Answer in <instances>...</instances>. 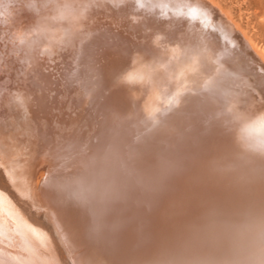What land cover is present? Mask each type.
Here are the masks:
<instances>
[{
	"label": "bare ground",
	"instance_id": "obj_1",
	"mask_svg": "<svg viewBox=\"0 0 264 264\" xmlns=\"http://www.w3.org/2000/svg\"><path fill=\"white\" fill-rule=\"evenodd\" d=\"M2 1L0 0L1 3ZM44 1H47V0H41L40 2H36L35 0H24L23 1L24 7H21V6L19 7V5L15 6V4L13 5L11 4L7 8L2 6L3 4L1 5L0 3V32L2 34H5L4 36L6 37V39L8 37L10 38L12 34L14 36L13 20L15 18L13 17V13L15 11L18 12L17 11L18 9H21L23 11V9H25L26 7L29 9L34 8L36 10L41 7L42 3L44 4L47 3ZM76 1H80V0H71V2H73L74 4L76 3ZM4 2H6V0ZM57 2H61V1L57 0ZM63 2L64 1H62V3ZM172 2L171 4H173ZM178 2H180V0ZM14 3H15V0H14ZM106 3L107 2H105V5ZM109 3L114 5V6H110L113 9L111 8V10L110 9L109 10L111 12V16L114 18L115 21H110L111 20L110 19L106 23L98 24V26H92L93 28L91 29V31L82 35V33L84 32L83 31L81 32V35L79 36L76 35L75 33H71L73 28L71 29V32H59V31L55 32L54 31L52 33L47 32L48 34H45L47 37H49L50 40L54 41L53 43L55 44L54 45L55 48H57L58 50L59 48H64L65 50V51H61V55H57L54 61L52 60L50 61V59L48 60L45 58H41V56H37L39 53L32 55V51L30 52L27 49L26 51L24 49V51L19 53L17 59H19L18 61H20L23 64V66L26 68V71H24L23 74L26 75L27 77H30L31 79H33L32 76L35 75V81L37 82V84L33 85L32 84L33 81L29 82L28 80L30 79L26 80V83H25L26 92L24 94L20 92L24 90L22 88H18L20 90L16 88L12 89L10 87L3 88V90L5 89V92L3 93L4 95L3 94L0 95V127L5 128L6 126H8L5 118L8 117L9 114L14 115L16 109L22 111L23 114H27V115L30 114L31 118L32 117L47 118L50 115H53V113H57V111H59V115L60 114L62 115V113L64 112L62 111V109H64L68 103V102L64 103L63 99L66 98V100H68L67 96L70 93V90H72V87H74V84L76 82L75 81L76 76L78 75V74L76 75V72L79 71V68L82 67V65L89 64V65H92V68H94V70L96 69L98 71L100 70L101 72L100 78L101 79L103 78V82H104L111 78V73L116 67L122 64H125L127 62L128 57L132 54V52L135 50V46L140 41V38L138 37L142 36V32H144V30H147V29L149 30V28H151L149 24L150 23L149 18L147 19L149 22L148 23L146 20H145L146 22H141L140 19H135V17H132L133 13L131 11L132 10L131 6L134 2L131 4V0H109ZM137 3H139V1ZM198 3H200V1ZM7 4L9 3L7 2ZM162 4L163 2L161 3V5ZM203 4L205 3L203 2ZM176 5L173 4L170 7V10L181 8L179 7L180 6L179 4H178L179 6L177 7ZM186 5L187 4H185V7ZM208 5L209 4H207V7ZM164 7H165V4L160 9V5H159L158 10L162 12ZM183 7L184 6H182V9ZM200 7L202 6H199V8ZM199 8L197 7L195 8V6H193V7L188 8L187 12L190 13V9H197V11L202 9V8L200 9ZM137 10H140V9H136V11ZM158 10H156V12ZM53 11L54 10H52V12ZM80 11L82 10L80 9ZM150 11H153V10H150ZM181 11L183 12V10ZM140 13H141V10H140ZM149 13L151 16L152 12H149ZM87 14H85V17ZM170 14H172L171 20L175 19V22L178 23L177 21L179 20L177 17L178 14L177 15L173 14V12L172 13L170 12ZM71 15H73V13ZM145 15L147 14L145 13ZM202 16H205V15H202ZM86 18H88V16ZM186 19L188 18L186 17ZM212 21L214 22V20ZM231 24H229V26L222 24L223 26H221L219 23V25L217 26L214 25L212 27V30L210 33V35L212 36L211 42L214 43L215 47L218 50V55L221 58L219 60L225 61L228 59L233 60V58H238L244 65H246V68L250 69L251 73H253L256 77H258L259 82L264 88V73H262L256 66H254L253 63H250V59H246L244 50L242 49V47L241 48L239 47L238 42L236 41V38H237L236 31L237 30L235 28L237 27L234 26L235 28L233 29V27H230ZM78 26H79V23H78ZM172 27L174 28L175 26H172ZM47 28L48 27H46V29ZM175 28H178V27L176 26ZM42 30H44V28ZM243 34H239L242 38L241 40H244V43L246 44V46L251 48V51L253 50V53L256 54V51L253 49V45L250 44V41H248ZM173 35L175 36V34ZM181 35H184V34H181ZM154 36L156 37V35ZM154 36L153 37L151 36V37L154 38ZM47 37H45V39H47ZM158 37L159 36H157V38ZM162 37L163 36H161V38ZM166 37H169V36H166ZM176 38L178 39V37ZM172 40L174 39L172 38ZM2 42L3 41L1 40V43ZM156 42H157V39H156ZM161 43H163V41ZM165 44L167 43L165 42ZM159 46L161 45L158 44V47ZM41 48H44V50L46 51L45 47H41ZM47 48L49 49L48 46ZM33 49L34 48H32V50ZM166 50L168 49L166 48ZM173 50H175V48H173ZM192 51H194L193 53L194 55H190V56L185 55V57H189L187 60H185L186 63H189V65L194 66V67L196 66V67L202 68L204 71L208 70L210 67L209 58L203 57L202 54L199 53L198 49L192 50ZM197 56H200V57H197ZM259 58L261 57L259 56ZM9 60L12 62H10ZM132 62L134 63V61H131V63ZM135 62L137 63L138 60H135ZM176 62H178L177 59H176ZM15 66L16 65L14 61L11 59V56H9V59H6L5 57L3 58L0 56V80L2 81L4 78L5 79L7 78V80H11L14 75L13 71L16 68ZM188 68L189 67H187V69ZM20 69L22 70V68ZM36 69L41 71V73H39ZM212 69L214 70V68ZM214 71L212 72L216 74L217 71L216 72ZM173 72L171 73V76ZM195 72L196 71L194 70L192 74H194ZM226 74H224V78L226 77L225 76ZM95 75L96 74H94V76ZM138 75L141 76L140 74ZM208 75L210 78L211 75L210 74ZM219 76L220 74L218 75V79L222 78V76L220 77ZM145 78L147 79L148 77L146 76ZM247 78H250V77H247ZM208 80H205V81H208ZM224 80L227 81L226 78ZM213 82L215 83L216 81H213ZM12 83L14 84L13 81ZM216 83L219 84V82H216ZM237 84H239V82ZM216 86H214V88ZM158 87L159 86H157V89L161 88V87L159 88ZM218 87L219 86H217V88ZM129 88L130 87H128V89ZM236 88H238V86H236ZM256 88H259V87H256ZM157 89L156 91H158ZM194 89H197V88H194ZM161 90L162 88L160 89V92H162ZM202 90L203 89H201V91ZM95 93L96 92L94 91L93 95ZM162 93H160V96H157V97L161 98ZM223 93L225 95L224 91ZM156 94H155V97H156ZM6 95H10V97L12 98L21 97L23 100V105L17 102V100L15 101L13 99H8V100H11L10 105H12V109H13V112H12L11 106L9 107L10 102L6 99V97H3ZM256 95L259 96L258 93ZM185 97H187L185 101H182L181 99L183 103L185 102V104L183 105L184 107L182 108V110H180L179 112L175 114V119H174V116L172 117V119L175 120V121L173 120V123L175 122L174 124L176 125L178 130L181 131V135L175 138L176 139L175 146L167 147V148L163 147L162 153L156 160L154 159L155 161L153 162L151 161L149 162L150 159L146 161L142 157L138 156L137 152L134 151V149L129 148L128 144L125 145L123 143L109 140L110 138L107 140L100 138L99 134L104 128L102 126V124H104V121L102 122V124H100L99 129L97 130L98 136L96 137L94 136L93 139H92V136H90V140L92 142V148H91L90 153L88 155L86 154L87 156H84V155L80 156L81 154H77V152L79 151L78 147L80 146L81 142L84 139L85 131L79 130L77 127H75V124L73 122L72 123L70 122L71 124H69V122H66L67 117L65 116V112H64L63 116H65L66 118L63 117V119H65L64 123L65 122L66 123L63 124L62 127L60 125L61 127L59 130L60 131V137H59L60 142L58 143L60 144L59 149L62 150L60 152V154L62 155L61 158L59 157L57 158L55 156L56 154L54 153L52 154V151L47 150V149L46 150L43 149V152L40 153L39 152L40 148H39V150L35 149L33 151V154L32 153L29 154L30 156L28 157V160L25 161L23 166L17 165V163L12 160L8 166L7 171H5L2 166V163H0V264H175V258H176L177 253L188 244L189 237L193 233L204 228L206 225L212 222L219 223L223 227L231 229L235 234L237 244H242L244 241L240 237L239 233L240 231L247 232L249 228V218L255 206V201L246 194L249 188L248 179H249V175L251 174L254 168V162L260 159H264V152H262L260 149L259 150L262 152V154L251 151V149L249 150L248 148H246L244 143L243 144L239 143L238 141L232 139L231 138L232 136L229 137L227 134H225L221 129V124L220 125L218 124L219 120L217 121L216 117L211 112V108L209 106V100H207L206 95H204L203 93H195L192 96H184V98ZM112 98H110L109 101L106 103V107H105L106 111H108L111 108H115V107L117 109H121L124 106V105H120L121 103L119 102L116 104L115 103L111 104L110 100H114V98L116 97L113 96ZM241 100L243 99L240 98V101ZM258 100H257V103L259 102ZM167 102L165 101L164 103L166 104ZM250 102H252V100ZM154 103L156 105L155 101ZM68 104H70V102ZM147 105H150V104H147ZM260 105H263V104L261 103L257 104V106L259 107ZM140 106L141 105H139V107ZM241 106L242 105L239 103V106H238L239 109L242 108ZM262 107L264 108V106ZM226 108L229 109V107H226ZM247 108L249 107L247 106ZM244 109L245 111L247 110L246 108ZM244 109L242 111H244ZM229 110H231V108ZM233 110L234 109H232L231 111L233 112ZM249 110L250 109H248L247 111ZM155 111L151 112L150 114L152 113L154 114ZM220 111H221L220 121L222 122L223 120L222 117L227 116V115H223L222 114L223 111L221 109ZM118 112L119 110H117L115 114L117 115ZM162 113H160V115H162ZM17 114L16 116L18 118ZM238 114H237V117H238ZM248 115H249L248 118H250L251 120L253 119L256 120L257 118H259V114L258 113L255 114V112H253L252 115L249 112ZM261 115L263 116V114H260V116ZM124 116L127 117V115H124ZM137 116L138 115H136V117ZM242 116H244V114L241 115V118ZM246 116H247V113H246ZM29 118H27V120ZM154 122L156 121L154 120ZM157 122L160 123L159 121ZM15 123L11 122V126L12 124L15 125ZM49 123L50 122H48V124ZM240 123L241 122H239V124ZM50 124L52 126V123ZM250 125L251 124H249V126ZM253 125L254 124L252 123V126ZM17 126H19L20 128L21 125H17ZM34 127L36 128V126ZM172 127H175V126L172 125ZM258 127H259V124H258ZM105 128H107V126H105ZM15 129H16V126H15ZM158 129H160V131L164 130V129L161 130V128H158ZM18 130H17V133H18ZM53 130L55 131V129ZM166 130H165V133H167ZM13 133L14 131L12 132V135ZM86 133H88V131H86ZM176 133L177 132H175V134ZM24 137L25 139L28 138V136L26 137V135ZM3 138H6V136L5 137L3 136ZM253 138L254 137H252V139ZM11 139H13L12 136H11ZM15 139H16V136H15ZM247 141L248 139H246V142ZM31 142L34 143V141H31ZM253 142L252 144L255 143ZM257 142L258 141H256V143ZM32 143L30 144L32 145ZM46 143L48 144V141H44L43 144L45 145ZM147 143L149 144V142ZM19 144H21V141ZM32 146H35V144H33ZM259 146H260V143H259ZM4 151H5L4 146L0 144V155ZM110 152L114 153V155L108 157L107 154ZM58 153H59V150H58ZM32 155L34 157H32ZM93 159L97 161L96 166L93 168H87L85 166V161H89ZM5 163L6 162H4L3 164ZM169 165L174 166V171H172L158 185H154L153 187L149 188V187H146L145 184L137 182V178L143 177L146 182L151 183L155 178H157L161 174L163 169L168 167ZM81 181L87 184H95L97 185V187H101L108 183H114L115 186L121 192V197L119 199L109 200L103 205V211H102L99 221H97L93 217V215L79 202L69 199L66 194H62L60 192L61 185H71V184H76ZM180 192L182 194H180ZM61 198L64 200V203H60ZM180 206H182V208ZM168 207H173V208L175 207V210L176 208L178 210L179 209L181 210V215L182 216L184 215V216L182 218V222H180L179 225L176 224V222L174 224L172 223L167 224V219L165 218H167V216L170 215V211ZM171 214H172V211H171ZM172 222H174V220ZM97 227H99L100 229L98 235L93 232V229ZM176 228L177 229L180 228L182 232H185V234L188 235V238L179 239L178 237L179 233L177 234ZM206 259L208 260V261L206 260L207 263L215 264V258L208 257Z\"/></svg>",
	"mask_w": 264,
	"mask_h": 264
},
{
	"label": "rangeland",
	"instance_id": "obj_2",
	"mask_svg": "<svg viewBox=\"0 0 264 264\" xmlns=\"http://www.w3.org/2000/svg\"><path fill=\"white\" fill-rule=\"evenodd\" d=\"M4 1L5 0H3L2 3L1 2L0 3H1V5L3 4L2 6H4L5 8L9 7V5H11V4L12 5L15 4V6L19 5V7L20 6L24 7L23 6L24 0L23 1L22 0H15V3H14V0H12V1L6 0V2H4ZM35 1L40 2L41 0H35ZM58 1H61V2H57V0L44 1L47 3H45V4L42 3V5L43 4L44 5L43 6L41 5V7L38 8L39 10L38 9L35 10L34 8L29 9L27 7L25 9H23V11L21 9H18L17 10L18 12L15 11L13 13V17L15 18L13 20L14 36L12 34L10 36V38L8 37L6 39V37L4 36L5 34H2L0 32V35L2 34L0 36V56L3 58L5 57L6 59H9V56H11V59L14 61L15 65H16L15 66L16 68L13 71L14 75H13V78L11 80H7V78L6 79L4 78L2 81L0 80V95H2L5 92V89L3 90V88H6V87H10L12 89L22 88L24 90L20 91V92L24 94L26 92L25 91V88H26L25 83H26V80H28V79H30V80H28L29 82L33 81L32 82L33 85L37 84V82L35 81V75H33V73H32L33 79H31L30 77H27L26 75L23 74V72L26 71V68L23 66V64L20 61H18L19 59H17L19 53L24 51V49H25V51H26V49L29 50L30 52L32 51V55L39 53L37 56H41V58H45L48 60L50 59V61L51 60L54 61L56 59L55 57L57 55H61V51H65L64 48H59V50L57 48H55L54 47L55 44L53 43L54 41L50 40L49 37H47L45 34L52 33L54 31L55 32L56 31L71 32V29L73 28L71 33H75L76 35L79 36V35H81V32H83V31L84 32L82 33V35L91 31V29L93 28L92 26H98V24L106 23L110 19H111L110 21H115L114 18L111 16V12H110V10L112 8L110 6H114V5L109 3V0H106V1L105 0H94V1L93 0L92 1L91 0H83V1L80 0L81 3H80V1H76L75 4L73 2H71V0H58ZM62 1H64V2L62 3ZM138 1H139V3H137ZM147 1L146 0H131V4L133 2L134 3L132 4V6L130 4L131 9H132L131 11L133 13V15L131 14L132 17H135V19H140L141 22H146V21L148 22L147 19L149 18L150 23L149 22L148 23L150 24V27H151V28H149V30L147 29L148 31L144 30V32H142V36L138 37V38H140V41L135 46V50L132 52V54L134 53L133 54L134 56L131 54L128 57L127 62L125 64H122V65L116 67L111 73V78L104 81V82H103V78L102 79L100 78L101 77L100 76V73H101L100 70L99 71L97 69L94 70V68H92V65H89V64L82 65V67L79 68V71L76 72V75L77 74L78 75L76 76V80H75L76 82L74 84V87H72V90H70V93L67 96L68 100H66V98H64V99L62 98L64 100V101L62 100L64 103L70 102V104L67 103L66 107L64 108L65 110L62 109V111L65 112V116L67 118L65 116H63L64 112L62 113V115L61 114L59 115V111H57V113H53V115H50L47 118H42V117H41L42 119L41 118H35V117L31 118L30 114L29 115L23 114L22 111L17 110V109L15 110L14 115L9 114L8 117L5 118L8 126H6L5 128L0 127V144L2 146H4V148H5V151L2 152V154L0 155V163H2V166H3L5 171H7L8 166L12 160L14 162H16L17 165L23 166L25 161L28 160V157L30 156L29 154H31V153L33 154V151L35 149L39 150V148H40V150H39L40 153L43 152V149L44 150L47 149V150L52 151V154L53 153L56 154L55 156L57 158L58 157L61 158L62 155L60 154V152L62 150L59 149L60 144H58L60 142V138H59L60 137V131L59 130L62 127V125L65 124L66 122H69V124H71L73 122L75 124V127H77L79 130L85 131L84 132V139L81 142L80 146L78 147L79 151L77 152V154H81L80 156H83V155L87 156L90 153L91 148H92V142L90 140V136H92V139L94 138V136L95 137L98 136L97 130L99 129L100 124H102V122L104 121V124H102V126L104 128L102 129V131L99 134L100 138H102L104 140H107L110 138L109 140L116 141L119 143H123L125 145L128 144L129 148L134 149V151L137 152L138 156L142 157L146 161H148L150 159L149 162L150 161L153 162L160 156V154L162 153L163 147L167 148V147H173L176 145V141H175L176 139L175 138H177L181 135V131L178 130V128L176 127V125L174 124L175 122L173 123V120L175 119V114L177 112H179L180 110H182V108L184 107L183 105L185 104V102L183 103L182 101H185L187 98V97L184 98V96H192L195 93H203L204 95L207 96V100H209V106L211 108V112L216 117L217 121L221 120L220 109L224 112V113L222 112L223 115H227V116L222 117L223 118L222 122L218 121V124L219 125L221 124V129L225 134H227L229 137L232 136L231 138L238 141L239 143H242V144L244 143L246 148H248L249 150L251 149V151L261 153V154H262V152H264V144H263L264 143V136H263L264 135V132H263L264 126H262V124H261V121L262 120L264 121V108L262 107V106H264V88L262 87L261 83L259 82L258 77H256L253 73H251L250 69L246 68V65H244L238 58H233V60L228 59L225 61L219 60L221 58L218 55V50L215 47L214 43L211 42L212 36L210 35L212 27L214 25L217 26L220 23L221 26H223L222 24L229 26V24L232 23L231 24L232 26L230 25V27H233V29L235 27H237V28H235L237 30L236 31V37H237L236 41L238 42L239 47L240 48L242 47V49L244 50L245 55H246V59H250V63H253L254 66H256L262 73H264V61H262V60H264V0H193L194 2L192 0H187V1L180 0V2H178L179 0L178 1L177 0H167V1L160 0V2H159V0L158 1L147 0ZM182 1L185 3H183ZM196 1H198V2L200 1V3L196 2ZM209 1H211V2H209ZM7 2L9 4H7ZM105 2H107L106 5H105ZM135 2H136V4H135ZM162 2H163V4L161 5ZM171 2L174 5L177 4L176 7L180 5L179 7H181V8L175 9V10L172 9L173 11L170 10V7L173 5V4H171ZM203 2L205 4H203ZM5 4H6V6H5ZM140 4H142L144 6L141 7ZM164 4H165L166 8L164 7V9L161 12L160 10H158L159 9L158 6L160 5V9H161L162 6H164ZM185 4H187L186 7H185ZM196 4L199 6H202V7H200L202 9H200L199 6H197ZM207 4H209L208 7H207ZM151 6H153V7H151ZM182 6H184L183 9H182ZM193 6H195V8L197 7L200 9L197 11L198 13H196L195 17L191 14V12L190 13L187 12V9L190 7H193ZM51 7L54 9H52ZM215 7H217V8H215ZM47 8H48V10H47ZM93 8H95V9H93ZM146 8H147V10H146ZM80 9L83 12L80 11ZM136 9H140L141 13H140V10H137L138 11L137 12ZM52 10H54V11L52 12ZM150 10H153V11H150ZM156 10H158V11L156 12ZM181 10H183V12ZM220 10H221V12H220ZM57 11H58V13H57ZM176 11H178V12H176ZM51 12H52V14H51ZM70 12H71V14L73 13L74 16L71 15ZM87 12H88V14H87ZM149 12H152L151 16H150ZM170 12L171 13L173 12V14H176V15L178 14V16H177L179 19V20H177L178 23L175 22V19L171 20L172 14H170ZM184 12H186V13H184ZM214 12H216V13H214ZM145 13L147 15H145ZM199 13H204L205 16H202ZM217 13L220 16H218ZM85 14H87L86 17L88 16V18L85 17ZM56 15H57V17H56ZM70 17H71V19H70ZM82 17H84V18H82ZM186 17L188 19H186ZM210 17H211V19H210ZM164 18H165V20H164ZM216 19H217V21H216ZM80 20H82V21H80ZM181 20H182V22H181ZM212 20H214V22ZM65 23H66V25H65ZM74 23H75V25L76 24L77 25L75 26ZM78 23H79L80 27L78 26ZM172 26H175V27L177 26L178 28H175V27L173 28ZM46 27H48V28L46 29ZM41 28L42 29L44 28V30H42ZM86 28H87V30H86ZM239 30H240V32H239ZM173 34H175V36ZM181 34H184V35H181ZM239 34H243L245 36V38L248 41H250V44L253 45V49L256 51V54L253 53V50L251 51V48L246 46V44L244 43V40H241L242 38ZM26 35H28V36H26ZM154 35H156V37ZM192 35H193V37H192ZM43 36L47 37V39H45V37H43ZM151 36L152 37L154 36V38H152ZM157 36H159V37L157 38ZM161 36H163L164 38L163 37L161 38ZM166 36H169V37H166ZM144 37H146L147 39ZM176 37H178V39ZM38 38H39V40H38ZM159 38H161V39H159ZM172 38L174 40H172ZM24 39H25V41H24ZM36 39L38 40V42ZM143 39H145V40H143ZM156 39H157V42H156ZM1 40L3 42L5 41V42L1 43ZM158 40L159 41L161 40V41L159 42ZM198 40H199V42H198ZM162 41H163V43H161ZM165 42L167 44H165ZM153 43L154 44L156 43L155 44L156 46ZM44 44H46V45H44ZM158 44H160L162 47L161 46L158 47ZM47 46L49 47V49L47 48ZM153 46H155V47H153ZM41 47H45L47 52L44 50V48H41ZM244 47H245V49H244ZM246 47H248V48H246ZM32 48H34V49L32 50ZM166 48L168 50H166ZM173 48H175V50H173ZM196 49H198L199 53H201L203 57L209 58L210 67L208 70L204 71L202 68H199L196 66L194 67V66L189 65V63H186L185 60H187L189 57H185V55H189V56L194 55L193 54L194 51H192V50H196ZM161 50H163V51H161ZM208 52H210V53H208ZM172 53H173V55H172ZM211 53L212 54L214 53V54L212 55ZM42 54H44V55H42ZM52 55H54V56H52ZM158 55H160V56H158ZM215 55L218 57H216ZM43 56H45V57H43ZM150 56H152V57H150ZM259 56L261 58H259ZM69 57H70V55H69ZM197 57H200V56H197ZM142 58H143V60H142ZM176 59L178 62H176ZM135 60H138V62L136 63ZM131 61H134V63L133 62L131 63ZM236 61H237V63H236ZM10 62H12V61H10ZM259 62H260V64H259ZM172 63H174V64H172ZM212 63H214V64H212ZM261 64H263V65H261ZM163 67H164V69H163ZM187 67H189V68L187 69ZM221 67H223V68H221ZM20 68H22V70ZM89 68H91V69H89ZM193 68L196 71L194 73L195 75L192 74L194 72ZM212 68H214L215 71ZM166 69L167 70L169 69V70L167 71ZM36 70L39 73H41V71H39L38 69H36ZM218 70H220V71L222 70L221 71L222 73ZM42 71H44V70H42ZM212 71H214V72L217 71V72L215 74ZM224 71H226V72H224ZM172 72H173V74L171 76ZM190 73H191V75H190ZM94 74H96V75L94 76ZM138 74H140L141 76H139ZM208 74L211 75L210 78H209ZM219 74H220V76H222V78L218 79ZM221 74H223V75H221ZM224 74H226L225 78L227 79V81L224 80L225 79ZM228 74H229V76H228ZM82 75H84L85 77ZM167 75H168V77H167ZM146 76L148 77L147 79L145 78ZM202 77H203V79H202ZM211 77L213 80L211 79ZM227 77L228 78L230 77L229 80ZM247 77H250V78H247ZM161 78H163V79H161ZM23 79H25V80H23ZM205 80H208L209 82L205 81ZM12 81L14 82V84L12 83ZM213 81L219 82L220 85L216 82L214 83ZM238 82H239V84H237ZM216 85L219 87L217 88ZM2 86H4V87H2ZM140 86H141V88H140ZM157 86L162 88L161 91L163 93L160 92L161 88L158 87L159 89H157ZM197 86H199V87H197ZM214 86H216V87L214 88ZM236 86H238V88H236ZM128 87H130V88L128 89ZM193 87L197 88V89H194ZM256 87H259V88H256ZM156 89L158 91H156ZM201 89H203V90L201 91ZM258 89H260L261 91ZM18 90H20V89H18ZM83 90H84V92H83ZM94 91L96 93L93 95ZM223 91L225 92V95H224ZM154 93L155 94L157 93L156 97H155ZM160 93H162L161 98H163V99H161L160 97H157V96H160ZM257 93L259 96L256 95ZM66 95H67V93H66ZM113 96H115L116 98H114V100H110L111 104H114V103L116 104L119 102V103H121L120 105H124L123 106L124 108L122 107L121 109H117L115 107V108H111L108 111H106L105 110L106 103ZM3 97H6L7 100L8 99H13L15 101L17 100V97H15L16 98L15 99V98L10 97V95H6ZM158 98H160V99H158ZM240 98H242L243 100L240 101ZM181 99H182V101H181ZM164 100L166 102L169 100L166 103L167 105L164 103L165 102ZM251 100H252V102H250ZM257 100L259 101L258 102L259 104L261 103L263 105H260V107L257 106V104H258ZM8 101L10 102L11 100H8ZM151 101H153V102H151ZM154 101L156 102V105H155ZM253 102H255L256 104ZM55 103H57V102H55ZM161 103H163L165 105H163ZM239 103L242 105L241 106L242 108L240 107L241 109H239V107H238ZM10 104H11V102L9 103V107L11 106V111L13 112L12 105H10ZM147 104H150V105H147ZM233 104H235V105H233ZM244 104L246 105V107ZM139 105H141V106L139 107ZM247 106L249 108H247ZM226 107H229V109L231 108V110L234 109L233 110L234 113ZM236 108L239 110H237ZM244 108H246L247 110L248 109H250V110L249 111L246 110L247 111L246 112ZM154 109L157 111H155ZM227 109H228V111H227ZM243 109H244V111H242ZM117 110H119V112L116 115L115 113ZM152 110L155 111L154 114L153 113L150 114L151 112H153ZM68 111H70V112H68ZM241 112H242V114H241ZM245 112L247 113V116H246ZM249 112L251 113V115L253 114V112H255V114L258 113L259 118H257L256 120H254L252 118L253 120H251L250 118H248V116L250 115V114L248 115ZM160 113H162V115H160ZM16 114L18 115V118H17ZM157 114H159V115H157ZM216 114H217V116H216ZM237 114H238L239 119L237 117ZM243 114H244V116H242V118H241V115H243ZM260 114H263V116L262 115L260 116ZM124 115H127V117ZM136 115H138V116L136 117ZM73 116H74V118H73ZM95 116H96V118H95ZM173 116H174V119H172ZM63 117L67 119L65 123H64L65 119H63ZM154 117H156V118H154ZM27 118H29V119L27 120ZM109 118H111V119H109ZM25 119H26V121H25ZM48 119H50V120H48ZM93 120H95V121H93ZM145 120L147 121V123ZM154 120L156 122L159 121L160 123H158V122L156 123V122H154ZM169 120H170V122H169ZM15 121H16V123H15ZM28 121H29V123H28ZM223 121H225V122H223ZM243 121L246 123H244ZM251 121L254 124L253 126H252ZM253 121H255V122L258 121V122L255 123ZM11 122L15 123V125L12 124V126H11ZM30 122L31 123L33 122L32 124L34 126H36V128ZM48 122L52 123L53 127L51 126L50 123L48 124ZM236 122H237V124H236ZM239 122H241V123L239 124ZM249 124H251V125L249 126ZM258 124H259V127H258ZM17 125H21L20 128ZM29 125L33 129L30 128ZM60 125H61V127H60ZM87 125H89V126H87ZM153 125H155V126H153ZM172 125H174L175 127H172ZM239 125H241V126H239ZM15 126H16V129H15ZM105 126H107V128H105ZM127 126H128V128H127ZM165 126H166V128H165ZM255 127H256V129H255ZM40 128H41V130H40ZM158 128H161V130L162 129H164V130L160 131V129H158ZM53 129H55V131ZM17 130H18V133H17ZM165 130L167 133H165ZM13 131H14V133H13L14 136L12 135ZM86 131H88V133H86ZM169 131H171V132H169ZM175 132H177V133L175 134ZM25 133H27V134H25ZM250 133H252V134H250ZM253 133H254V135H253ZM20 134H21V136H20ZM24 134L26 135V137L28 136V138L25 139ZM106 134L107 135L109 134V135L107 136ZM154 134H156V135H154ZM177 134H178V136H177ZM242 134H244V135H242ZM171 135L172 136L174 135L173 138ZM3 136L4 137L6 136V138H3ZM11 136L13 137V139H11ZM15 136H16V139H15ZM17 136H19V137H17ZM244 137H245V139H244ZM252 137H254V138L252 139ZM246 139H248L247 142H246ZM260 139H261V141H260ZM255 140L260 143V146H259V143L258 142L256 143ZM20 141H21V144H19ZM31 141H34V143H32ZM44 141H48V144L46 143L44 145L43 144ZM13 142L16 144H14ZM147 142H149V144ZM252 142L254 144H252ZM30 143H32V145L35 144V146H32ZM39 143H40V145H39ZM152 144H154V145H152ZM257 144H258V146H257ZM255 145L257 146V148ZM250 146H251V148H250ZM252 147L254 149L255 148L256 149L254 150ZM31 149H32V151H31ZM10 150H12V151H10ZM58 150H59V153H58ZM18 153H20V154H18ZM22 155H23V157H22ZM8 157H10V158H8ZM32 157H34V156L32 155ZM32 160H33V158H32ZM4 162H6V163L3 164ZM181 184H182V182H181ZM186 191H188V190H186ZM180 194H182V193L180 192ZM180 207L182 208V206H180ZM168 208L170 211V215L167 216V218H165V219H167V224L168 223L174 224L176 222V224L179 225L180 222H182V218L184 216V215L183 216L181 215V210L180 209L178 210L177 208L175 210V207L174 208L168 207ZM171 211H172V214H171ZM173 220H174V222H172ZM246 233L247 232H241V231L239 233L240 237L242 238L243 241L245 240ZM177 234L179 235L178 236L179 239L188 238V235H186L185 232H182L180 230V228L177 229ZM206 260L207 259H205L203 261V264H209L206 262ZM66 262H67V260H66Z\"/></svg>",
	"mask_w": 264,
	"mask_h": 264
},
{
	"label": "clouds",
	"instance_id": "obj_3",
	"mask_svg": "<svg viewBox=\"0 0 264 264\" xmlns=\"http://www.w3.org/2000/svg\"><path fill=\"white\" fill-rule=\"evenodd\" d=\"M264 159L254 162L247 195L255 201L249 228L242 244L231 229L212 222L189 237L177 253L175 264H203L212 257L215 264H264Z\"/></svg>",
	"mask_w": 264,
	"mask_h": 264
},
{
	"label": "snow or ice",
	"instance_id": "obj_4",
	"mask_svg": "<svg viewBox=\"0 0 264 264\" xmlns=\"http://www.w3.org/2000/svg\"><path fill=\"white\" fill-rule=\"evenodd\" d=\"M141 7H143V5H141ZM190 12L195 17L197 9H190ZM200 14L205 15L204 13ZM17 102L23 105V100L21 97H17ZM261 124L264 126V121H261ZM112 155H114V153L110 152L107 154L108 157ZM96 164L97 161L95 159L85 161V166L87 168H93L96 166ZM172 171H174V166L169 165L168 167L164 168L161 174L151 183L146 182L143 177L137 178V182L145 184L146 187L151 188L154 185H158L160 182H162L163 179H165ZM261 171L264 173V168H262ZM60 192L62 194H66L69 199L75 200L83 205L97 221H99L102 214L103 205L109 200L119 199L121 197V192L114 183H108L101 187H97L95 184H87L81 181L76 184L61 185ZM60 203H64L62 198ZM99 231V227L93 229V232L97 235L99 234Z\"/></svg>",
	"mask_w": 264,
	"mask_h": 264
}]
</instances>
